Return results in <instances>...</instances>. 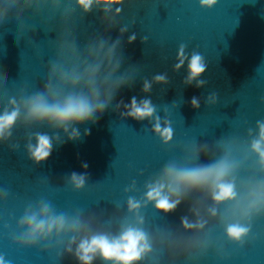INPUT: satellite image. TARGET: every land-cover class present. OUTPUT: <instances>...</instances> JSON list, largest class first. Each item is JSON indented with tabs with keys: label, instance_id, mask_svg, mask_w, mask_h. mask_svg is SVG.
I'll return each instance as SVG.
<instances>
[{
	"label": "clouds",
	"instance_id": "9594fccd",
	"mask_svg": "<svg viewBox=\"0 0 264 264\" xmlns=\"http://www.w3.org/2000/svg\"><path fill=\"white\" fill-rule=\"evenodd\" d=\"M126 0H14L15 7L33 18L55 22L58 40L55 56L46 65L42 87L32 90L31 82L14 84L9 89L7 70L0 67V141L12 139L15 130H23L24 147L29 159L39 165L47 161L55 144L80 140L78 126L95 124L112 105L119 91L135 82L129 71L121 74L122 42L104 35L90 38L83 51L77 44L74 21L77 11L83 14L98 9L105 32L119 27L121 37L128 32L117 17ZM200 7L212 9L218 0H199ZM115 9V11H113ZM6 7L0 12V25L8 23ZM54 30L53 27L50 31ZM133 33L128 43L136 41ZM144 36L142 42L146 43ZM180 44L173 65L180 72L187 65L186 86L203 88L201 77L208 64L203 55ZM170 83L168 74L144 78L142 92L150 94L153 84ZM209 106L218 103V93L205 99ZM174 106L177 104L174 102ZM121 116L143 122L163 145L174 141L169 110L162 119L150 98H131L130 104L120 101ZM191 106L200 108V98L193 96ZM47 127L54 135L35 129ZM90 131L85 129L84 135ZM19 149L20 144L11 145ZM172 155L151 175L141 192L137 181L124 189L128 195L126 210L114 203L108 215L85 212L83 208L59 209L45 197L26 204L15 228L5 223L7 238L20 249H38L55 264L71 256L76 264H206L209 259L226 261L234 253L244 251L264 240V231L257 225L264 222V120L248 128L246 136L229 133L211 144L185 141L176 144ZM202 160L204 162H202ZM87 169L88 165H82ZM143 175V173H141ZM87 172L71 173L64 178L65 187L83 191L88 183ZM9 192L0 189V201H7ZM186 206L180 225L158 224L149 219L153 206L165 216ZM14 218V217H13ZM0 264H12L0 254Z\"/></svg>",
	"mask_w": 264,
	"mask_h": 264
},
{
	"label": "water",
	"instance_id": "95a60500",
	"mask_svg": "<svg viewBox=\"0 0 264 264\" xmlns=\"http://www.w3.org/2000/svg\"><path fill=\"white\" fill-rule=\"evenodd\" d=\"M14 0H0V12L9 9L8 23L0 25V67L7 70L8 87L31 82L32 90L42 87L46 65L55 56L58 30L55 22L33 18L13 6ZM117 21L128 32L122 37L119 27L105 32L103 13L94 9L83 14L77 11L74 21L77 44L83 51L90 38L104 35L122 42L125 71L135 77L131 87L119 91L112 105L95 124L79 125L81 139L55 144L50 158L37 165L29 159L24 147L23 130H15L9 141H0V189H7V201H0V254L12 264H55L38 249H20L7 238L5 223L15 228L26 204L45 197L59 209L83 208L85 212L104 215L119 203L126 210L128 195L124 189L137 181L143 191L145 181L155 174L172 155L176 144L185 141L211 144L229 133L246 136L247 129L264 120V0H218L212 9L200 7L199 0H126ZM115 11V9L113 10ZM53 27L54 30L50 31ZM133 33L137 39L129 44ZM148 37L146 43L142 42ZM186 44L189 56L198 51L208 68L201 77L208 83L203 88L186 86L187 65L180 72L173 70L180 44ZM168 74L170 83L153 84L150 94L142 92L143 80L156 74ZM218 93V103L209 106L205 99ZM150 98L163 119L169 110L174 141L165 146L151 131L147 121L124 118L120 101L130 104L131 98ZM193 96L200 98V108L191 106ZM177 104V107L173 103ZM85 129L90 131L84 135ZM54 135L47 127L35 129ZM19 143V149L11 145ZM202 162H204L202 160ZM87 164L85 169L82 165ZM76 172H87L89 180L81 192L65 187L64 178ZM143 173V175H141ZM181 205L165 216L149 206V219L158 224L180 225L186 214ZM14 217V218H13ZM264 231V222L257 225ZM59 264H76L71 256ZM206 264H264V240L232 255L230 260L209 259Z\"/></svg>",
	"mask_w": 264,
	"mask_h": 264
}]
</instances>
